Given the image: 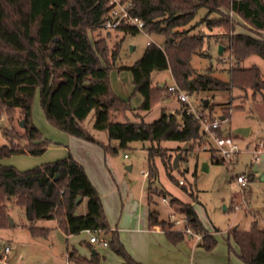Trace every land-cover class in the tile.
Wrapping results in <instances>:
<instances>
[{
    "label": "trees",
    "instance_id": "obj_1",
    "mask_svg": "<svg viewBox=\"0 0 264 264\" xmlns=\"http://www.w3.org/2000/svg\"><path fill=\"white\" fill-rule=\"evenodd\" d=\"M125 1L132 2L133 14L144 21L146 32L163 36L165 41L162 47L150 43L137 63L122 68L131 71L135 89L144 99L143 110H150L167 92V85L160 88L152 83L151 75L156 70L171 69L175 82L189 96L206 91H231L234 87L251 89L254 96L264 92L263 73L256 65L244 69L232 66L231 82L227 83L215 77L212 68L199 73L191 64L193 56L213 42L224 45L226 53L237 62L251 56L264 60V39L236 33L238 23L222 12L223 8L228 9L242 19L250 32L261 34L264 32V0ZM108 9V0H0V118L5 116L13 124L15 116L20 114L25 120L19 141H15L8 130L4 132L7 143L0 145V159L13 155L40 156L46 152L48 141L32 122V102L37 91L52 125L100 146L106 154L115 155L133 142L148 141L152 144L148 156L150 164L160 156L168 168L174 156L169 149L161 148L160 142L171 140L188 144L185 149L188 152H193L192 143H202L200 123L186 112L164 113L154 123L116 121L117 116H124L130 109L109 84V72L120 45L111 51L105 39L92 41L89 36L90 32L101 28ZM201 10L206 12L199 23H205L209 32L192 34L199 25L193 23L201 16ZM118 30L140 32L126 26ZM229 106L209 103L203 111L215 119L219 117L214 110L222 107L221 115L228 120L232 110ZM92 113L93 128L106 131L108 143L84 128L82 122ZM181 117L186 121L184 125ZM218 133L225 134L223 128ZM156 174L155 168H150L149 228L160 226L170 241L178 244L187 236L172 223L160 220L159 212L152 208L153 195L158 194L157 188H152ZM79 196H83V200L76 204ZM11 199L25 208L32 220L57 219L67 236L84 231L103 236L108 239V246L123 259V264H141L130 255L119 232L111 228L99 191L72 154L27 171L0 164V229L9 225L7 203ZM84 200H87L88 212L78 215L76 210ZM171 202L177 204L179 200ZM178 210L188 218L195 232L204 233L199 246L213 250L218 241L199 220L195 209L181 204ZM30 230L36 238H46L49 234L48 229L31 227ZM233 238L245 264H264V229L258 221L253 222L249 231L235 230ZM68 259L76 264H103L98 253L87 259L75 249L68 252Z\"/></svg>",
    "mask_w": 264,
    "mask_h": 264
},
{
    "label": "rangeland",
    "instance_id": "obj_2",
    "mask_svg": "<svg viewBox=\"0 0 264 264\" xmlns=\"http://www.w3.org/2000/svg\"><path fill=\"white\" fill-rule=\"evenodd\" d=\"M205 12V10H201V16L193 24L201 22V17ZM222 12L230 17H232L231 14H235L226 8H223ZM234 16L243 23L238 15ZM244 27L247 29L246 25ZM239 29L238 33H245L242 28ZM208 32L207 25L199 23L192 34ZM214 32L220 33L219 30ZM246 33L255 37L260 35L250 32L248 29ZM89 36L92 41L105 39L111 51L120 45L118 57L109 72V84L115 95L126 101L130 109L124 116H117V122L154 123L164 113L170 114L173 111L181 113L183 104L176 95L166 91L162 95L163 98L155 102L150 110H143L141 106L144 99L135 89L131 71L122 69L132 67L137 63L143 57L150 42H155L162 47L165 42L163 36L149 34L145 31L133 34L104 28L90 32ZM191 64L199 73H205L212 68L213 75L227 83L231 82L230 69L232 66L244 69L256 65L262 71L264 79V60L262 58L251 56L237 62L230 58V54L226 53V50L223 55H220L219 45L217 46L214 42L204 47L200 53L195 54ZM173 79L171 69L156 70L151 75V81L155 86L161 83L173 84ZM263 95L264 92H258L254 96V91L251 89L246 91L234 87L231 91L222 92L210 100L211 105L222 102L232 103L230 118L223 123V130L227 131L228 135L231 133L234 142L239 146V158L233 166L212 162L210 152L203 150L204 147L208 148L205 145V140H202V143H192L193 152L185 150L189 146L185 143L171 140L160 142L159 146L169 149L174 156L168 168L160 156L155 157L150 164L148 156L152 144L148 141L133 142L129 144L128 148L120 149L115 155L106 154L96 144H89L93 149L100 151V157L92 158V162H95L96 179L101 189L98 191L102 197L105 214L110 217V219L108 217L109 224L116 225L121 215L126 217L131 213L137 214L138 208H147L150 180L145 176V173L153 167L157 174L152 188H157L158 194L153 195L152 208L159 211L160 218L170 222V215L175 213L178 219H182L185 215L179 212L180 205L192 206L202 224L212 234L216 233L218 241L217 246L211 251L198 247V249H202L198 255L190 252L186 260L177 257V264H198V261L200 264H245L239 257V247L233 238V233L235 228L239 231L251 230L256 216H261L257 220L259 226L264 227V171L261 168V164L264 163V150L260 155L256 152L257 145L264 140ZM205 97L206 94L194 93L189 96V102L195 110L202 111L205 109ZM222 105L226 106L227 104ZM239 106H243V108H237ZM214 111L218 116L223 113L222 107H217ZM22 117L17 114L13 124L5 116L0 118V145L7 143L6 136H4L6 130L11 132L15 141L20 140L19 135L24 132V128L20 126ZM32 122L42 133L44 139L48 141L46 152L40 156L13 155L0 159L1 165L14 166L20 171H27L64 159L69 155V151L75 150L77 155H88L84 150L74 145L72 146L73 150H70L71 146L67 140L74 137L56 128L47 120L40 102L39 91L36 92L32 102ZM93 123L94 113L82 122L84 128L98 140L108 143V133L95 130ZM237 125L252 126V133L248 136L234 133ZM74 140L81 142L76 138ZM155 145L157 147L158 143ZM179 148L181 150L178 151ZM179 157H181L180 160H178ZM203 162H208L209 171L202 169ZM244 173L249 179V185L245 189L236 181V176ZM250 177L253 179L251 180ZM180 181L184 182V187L179 185ZM164 197L169 201L179 199V202L174 204L170 201L171 205H168L163 202ZM243 199H245L244 202ZM7 205L8 221L11 218L14 226L9 224L8 227L0 229V246H11L9 264H76L68 259V252L72 249L87 259H90L93 251H96L102 259H105L106 264H123L122 258L110 246L105 248L99 243L90 245V237L86 232L67 236L60 228L57 219L29 220L26 209L18 206L15 199L8 201ZM87 212V200H84L77 208L76 213L85 215ZM31 227L48 229L49 234L46 238H36L31 233ZM97 237L108 242V239L103 236L97 235ZM128 239L130 240V238ZM133 241L141 244L140 237ZM184 241L196 244V240L192 237H187ZM0 257H2L1 254Z\"/></svg>",
    "mask_w": 264,
    "mask_h": 264
},
{
    "label": "crops",
    "instance_id": "obj_3",
    "mask_svg": "<svg viewBox=\"0 0 264 264\" xmlns=\"http://www.w3.org/2000/svg\"><path fill=\"white\" fill-rule=\"evenodd\" d=\"M231 15L238 23V25L236 26V33H238L240 31L239 28H242L243 30L242 29L241 30L246 33L247 29L244 27L245 25H243L244 22L242 23L240 19L238 20L237 18H235V16H234L235 14H231ZM258 37L261 39H264V32H261V34L258 35ZM218 45H220V44H217V46ZM164 84L166 86V83H161L158 85L160 88H162L161 86L162 85L164 86ZM222 92H226V91H206V92H201L200 94H206L205 105H207L209 103L211 104V101H210L211 98H215L217 95H220ZM219 104H221V105L222 104H230V106H232L231 102H228V103L222 102ZM172 113H174V111ZM218 117L222 118L224 116L220 115ZM262 122H263L262 124L264 125V118L262 119ZM240 127L249 128L248 135H250L252 133V130H253L252 126L248 127L247 125H237L236 128H240ZM224 132H225V134L228 135L227 131H224ZM230 135H231V133H230ZM231 137H232V135H231ZM74 138H76V137H74ZM74 138H69L67 140L68 141L67 143L69 144V146H71L70 150H73L72 146L74 145L75 147L77 146L80 149L84 150L88 155H84V156L77 155V153L74 152L75 150H73L72 152L69 151L70 152L69 154L72 153V156L75 158V160L78 161L84 167L89 179L91 180V182L95 186V188L97 190H101L99 185H98L99 182L96 179L95 165H94L95 162H92V160H93L92 158H96V157L99 158L100 157V151L95 149V148L93 149L90 146V145H92V143L86 142V141L79 139V138H76V139H78L81 142H77V140H74ZM102 142H104V141H102ZM239 154L237 155L235 162L238 161ZM261 165H262L261 166L262 171H264V163H262ZM209 169H210V166H209ZM252 179H253V177H252ZM164 198H166V197H164ZM149 210H150V208L147 204V208H138L137 214L131 213V214H128L126 217L121 215L120 219L117 221V224L113 225V226L111 225V228L113 230H117L118 232H121V233H119V236H120L122 243L125 245L126 249L130 253V255L137 262H139L141 264H177V261H176L177 257H181V259L186 260V257L188 256V253H190V252H192V254H195V255H198L199 253H201L202 249H198V247H200L199 242L198 243L196 242L197 245L194 242L187 243L186 241H183L179 244H174L173 242L170 241V239L168 238L166 233L161 229L160 226H156V227L150 229L149 228V218H148ZM107 214H108V211H107ZM28 217H29V215H28ZM108 217H109V215L107 216V218ZM258 217H261V216H256L255 221H258L257 220ZM109 219H110V217H109ZM160 220H162V219L160 218ZM163 221H165V220H163ZM205 228L207 229V231L209 233H211L207 227H205ZM260 228L264 229V227H262V226H260ZM176 230H179V229L176 228ZM84 232H86L89 235V237H91L93 235L92 232H89V231H84ZM215 234L216 233H214L212 235L215 236ZM139 237L141 238V244L134 243L133 240H138ZM128 238H130V240ZM215 238H216V236H215ZM100 241L103 242L105 240L101 239ZM91 245H93V244L91 243ZM103 247L106 248L108 246H103ZM2 248L3 247L0 246V250ZM94 252H96V251H93V254H94ZM238 254H240V248H239ZM122 261H123V259H122ZM102 263L106 264L105 259H102ZM123 263H124V261H123ZM198 264H200L199 261H198Z\"/></svg>",
    "mask_w": 264,
    "mask_h": 264
},
{
    "label": "built area",
    "instance_id": "obj_4",
    "mask_svg": "<svg viewBox=\"0 0 264 264\" xmlns=\"http://www.w3.org/2000/svg\"><path fill=\"white\" fill-rule=\"evenodd\" d=\"M108 8L107 17L103 21L101 28L106 30H118L122 26H126L138 31L146 32L144 21L139 16L133 14V4L131 1L108 0ZM166 87L167 92L176 95L178 100L183 104L181 113L186 112V114L192 116L193 120H196L200 123L201 132L206 142L205 145L208 146V148L204 147L203 150L209 151L212 146L213 150L209 151L210 158L213 160H220L224 164L233 166L237 155L240 153V150L239 146L234 142V139L231 137V135H220L218 133V130L223 128V123L225 121H223L221 118L211 119L204 113L203 110H195L189 102V95L177 85L175 80L173 81V84L167 85ZM180 119L181 124L184 125L186 123L185 119L182 117ZM257 147L258 149H256V152L258 155H260L264 150V140L260 142ZM148 175L149 172L145 173L147 178ZM236 181L244 189L249 185V179L245 174L237 175ZM179 183L181 185L184 184L183 181H180ZM244 201L245 199H243V202ZM163 202L165 204L171 205V202L166 198L163 199ZM170 223L182 231L187 237L194 238L197 243L201 242L204 237V233L195 232L194 229L189 226L188 218L186 216H184L182 219H178L175 213H173L170 215ZM90 243H99L103 246H108L107 242L100 241L95 233H93V235L90 237ZM11 250L12 249L10 245H7L0 250V254L2 256L0 257V264H9V255Z\"/></svg>",
    "mask_w": 264,
    "mask_h": 264
},
{
    "label": "water",
    "instance_id": "obj_5",
    "mask_svg": "<svg viewBox=\"0 0 264 264\" xmlns=\"http://www.w3.org/2000/svg\"><path fill=\"white\" fill-rule=\"evenodd\" d=\"M225 49H226V47H225L224 45L220 44V45H219V54H220V55H223ZM164 86H165V84H164ZM164 86L162 85L161 87L163 88ZM221 119H222L223 121H225V117H222ZM20 126H21L22 128L25 127V120H22V121L20 122ZM234 133L241 134V135H244V136H248L249 128H244V127L236 128V129L234 130ZM180 159H181V157L178 158V160H180ZM178 160H177V161H178ZM129 169H131V167H129ZM202 169H203L204 171H209V164H208V162H204V163H203V165H202ZM82 200H83V196H79V197L77 198V200H76V204H79ZM29 219L32 220L33 217H32L31 215H29ZM9 224L12 225V226H14V224H13L11 218H9ZM235 230H237V228H235ZM95 253H96V252H94V254H95Z\"/></svg>",
    "mask_w": 264,
    "mask_h": 264
}]
</instances>
